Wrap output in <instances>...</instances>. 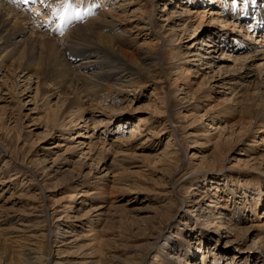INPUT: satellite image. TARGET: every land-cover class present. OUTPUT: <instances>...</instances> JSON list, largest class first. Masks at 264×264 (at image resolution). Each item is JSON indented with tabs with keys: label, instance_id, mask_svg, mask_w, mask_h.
<instances>
[{
	"label": "rangeland",
	"instance_id": "obj_1",
	"mask_svg": "<svg viewBox=\"0 0 264 264\" xmlns=\"http://www.w3.org/2000/svg\"><path fill=\"white\" fill-rule=\"evenodd\" d=\"M7 1L14 4L17 0ZM151 1L159 4L160 13L166 4H171L170 0ZM213 1L210 4L214 6H209V15L204 20L205 24L210 22L211 30L234 35L231 41L238 39L239 43L264 46L261 33L254 34L253 27L245 37L232 26L231 20L228 21L229 29L209 20L211 11H219L217 0ZM172 2L179 6L180 12L193 8L186 0ZM242 2L239 9L252 13L250 8L254 0ZM34 6L32 2L27 3V11H33ZM136 8L138 6L127 13L130 29L134 32L139 19L143 20L140 12L133 13ZM159 12L157 19L161 20ZM193 21L197 26L201 20ZM188 22L178 25L187 26ZM192 34L191 28L175 46L181 47L179 57L168 52L166 76L145 73V83L129 88L125 100L116 105L105 104L118 112L113 114L109 127L102 126L98 130L93 126L86 129L84 123L76 126L71 134L61 132V129L52 130L46 121L48 107L35 97V87L33 92L25 91L23 79H17L20 84L17 87L13 79L3 78L5 72L0 71V143L6 147L0 155V264H111L114 258V264H134L145 252L153 226L159 230L171 228V237L175 241L190 238L185 236L184 228L194 230L192 240L197 244L192 246L196 249L190 251L192 256L196 254L198 264H202L203 257L208 259V264H226L228 261L231 264H264L259 263L261 257L258 260L256 249L252 250L254 236L246 244L240 241L228 244L230 240L218 239L213 234L206 240L197 234L198 230H209L204 219L210 211L208 205L214 203L206 197L208 190L212 194L218 192L217 195L225 199L222 204L228 209L222 210L223 213L230 214L227 211L232 212L237 207L244 210L253 206V210L244 214L246 222L240 227L263 224L264 133L254 123L251 126L246 120L248 114H243L242 118L240 113L226 116L220 122H212L209 116L202 119L206 111H213L211 108L218 100L220 108L241 101L232 103L233 95L226 91L228 95H223V89H217L220 94H216V99L215 96L213 99L205 97L210 86L218 84L212 80H204L205 85H202L203 77L190 75V80L182 77L184 83L191 79L195 82L190 95L187 97L183 93L177 98H169L165 77L172 76L170 66L180 65L185 73L190 69L191 58L183 56L194 41ZM207 36L205 31L201 42ZM243 37L244 41L239 40ZM156 43L153 38H143L139 45L146 44L155 49ZM195 49L200 50L201 45ZM249 99L251 101L244 104L241 102L240 108L258 111L260 102L256 94ZM56 100L52 99L54 108L61 105ZM98 105H94L92 112L100 121L104 119L101 116L104 112ZM98 140H108L107 144H110L107 147L108 162L91 172L90 158L94 160L98 154L103 156V147ZM90 145H94V151L90 158L82 157L85 166L81 168V152L89 153ZM71 147L76 152L73 156L68 154V157L72 156L71 162L55 164L56 158ZM101 177L106 179L102 188L108 198L105 202H95L89 198L92 188L80 186V183L83 179L92 183ZM258 178L263 179L259 185L256 184ZM230 190L237 196L232 198ZM254 212L260 221H256ZM173 253L160 242L148 264L174 263L175 259L170 261Z\"/></svg>",
	"mask_w": 264,
	"mask_h": 264
},
{
	"label": "bare ground",
	"instance_id": "obj_2",
	"mask_svg": "<svg viewBox=\"0 0 264 264\" xmlns=\"http://www.w3.org/2000/svg\"><path fill=\"white\" fill-rule=\"evenodd\" d=\"M172 1L170 0L171 4H166L165 10L160 13L159 4L151 0H121V2L118 0H76L81 11L88 14L84 15L83 19L72 20L67 25H61L59 19L51 16V10L38 2L34 3L35 9L33 11H27L26 5L31 0L27 3L23 0H17L14 4L7 0H0V71L5 72L3 78L13 79V83L17 87L20 86L17 79H23L24 84L26 83L25 91L28 92H33L32 89L35 87V97L40 99L43 106L48 107L49 112L46 121L52 130L61 129V132L71 134L74 128L82 123L85 124L86 129L92 126L96 130L102 126L107 128L111 125L113 114L117 113L118 110L112 109L111 106L106 107L105 104L116 105L117 102L125 100L126 94H129V88H136L139 84L145 83V73H148V76L151 74L166 76L168 71L166 61L169 54L175 55L176 58L179 57L178 52L181 47L175 46L182 42L183 36L188 35L192 28L191 39L194 41L191 46L187 47V52L183 56L191 58V67L185 73L180 65L170 66L172 76L165 77L169 87V98H177L183 93H186L187 97L190 95L191 86L195 82L191 79V81L184 83L182 77L188 80H190V75L196 78L203 77L202 85H205L206 80H212L218 84L213 87L211 85L209 93L205 97L213 99L215 96L214 99H216V94H220L217 89H223V95L227 96L226 92H230V96L233 95L231 97L232 103L241 101L237 105L220 108L221 104L218 100L216 101L217 104L211 108L213 111H206L202 119L209 116V118L212 117V122L217 120L220 122L226 116L231 117L240 113L242 118L243 114H248L246 120L251 122V126L254 123L264 133V46L239 43L238 39L231 41L230 38H234V35L211 30L210 22L206 21L205 24L204 20L209 15L210 9L207 10L209 6H214L213 3L210 4L213 0L207 1L208 6L205 4L206 0L203 2L186 0L188 1L187 4L193 8L191 10L183 9L181 12L177 10L179 7L177 4L172 5ZM181 1L179 0V3ZM242 1L217 0L219 11H211L209 20L211 19L215 24L224 25V28L230 26L228 21L231 20L232 26L238 28L236 29L238 33L243 32L245 37L248 36V31L253 27L255 29L254 34L259 35L261 33L264 39V0H254L251 3L253 4L250 8L253 10L252 13L239 9L238 5L243 3ZM112 2L117 4L113 5ZM148 4L150 6H147ZM18 5L20 6L17 7ZM204 5L207 7H203ZM136 6L138 9L136 8L133 13L140 12L143 20L139 19L137 27H134L136 32H134L130 29L127 13L128 10ZM19 9L22 10L19 11ZM158 12L161 14L160 18L163 20V25L160 24L161 20L157 19ZM37 13L40 14L37 15ZM194 19L201 20L197 23L198 25L196 24L197 26L193 25L196 23L193 21ZM181 22H188L189 24L187 26L178 25ZM241 24L244 25V28ZM246 26L249 28L246 29ZM260 28H263L262 31ZM205 31H207L208 36L201 42ZM143 38L155 39L157 47L152 49L146 44L139 45ZM244 39V37L239 38L241 41ZM197 45H201L200 50L195 49ZM181 59L183 58L181 57ZM198 94L200 95V93ZM253 94H256L260 102L258 111H253V109L247 111L245 107L240 108L241 102H248ZM52 99H57L56 102L61 105L55 106L56 108L52 107ZM103 103L105 107L101 105ZM98 104L102 106L99 109L103 108L104 112L101 115L104 119L100 121L96 120L94 111L92 112L94 105L97 106ZM129 140L132 141V139ZM101 141L99 143L103 147L101 148L103 156L98 154L96 159L90 158V153L94 151V145H90L89 153L81 152L82 156L79 159L81 168L85 166L82 159L87 157L92 160L91 172L100 164H103L102 167L106 166L108 162L107 147L110 144H107L108 140ZM4 149L6 147L0 143V155ZM73 150L75 149L72 147L66 149L63 155L61 154L56 158L55 164L70 163L71 157L76 153ZM68 154L73 155L68 157ZM86 180H81L80 186L92 188L89 190L92 193L89 198L95 202H105L108 196L102 187L106 184V179L101 177L92 183ZM256 182L259 185L263 179L258 178ZM230 192L233 194L232 198L237 196L234 190H230ZM206 194L210 203H214L208 205L210 211L204 219L208 223L209 230L201 229L197 231V234L202 236L203 240L210 239L213 234L218 239L230 240L228 244H234L238 241L246 244L247 240L254 236L252 250L256 249L258 260L261 257L259 263H264V222L261 223L262 225L245 226L246 228L239 226L245 224L246 217L244 214L250 211L249 209L253 210V206L244 210L243 207H237L232 212L227 211L230 212L228 215L221 212L222 210L226 211L228 206L222 204L225 199L217 195L218 192L212 194L208 190ZM214 199H218V201L216 202ZM207 210L208 208L205 209V212ZM254 216L257 222L260 221L257 213L254 212ZM170 229L166 227L164 230H159L155 226L151 227L145 252L139 256L138 261L134 264H148L150 255L160 242L163 243V247L174 252L170 261L175 259L176 262L171 264H180V262L198 264L196 254L192 256L190 251V249L195 250L196 248H192V246L197 244L192 240L194 230L184 228L185 236L189 235L191 239L183 237L182 240L175 241L171 237ZM87 232L90 233V231ZM207 233L209 235H206ZM81 239L83 240V237ZM249 253L253 252L249 251ZM114 260L116 261L115 258ZM189 260L192 262L186 263ZM115 261L111 264H114ZM231 263L228 261L226 264ZM202 264H208L206 257H203Z\"/></svg>",
	"mask_w": 264,
	"mask_h": 264
},
{
	"label": "snow or ice",
	"instance_id": "obj_3",
	"mask_svg": "<svg viewBox=\"0 0 264 264\" xmlns=\"http://www.w3.org/2000/svg\"><path fill=\"white\" fill-rule=\"evenodd\" d=\"M27 3L29 0H23ZM32 3H39L45 8L51 10V16L59 19L61 25H67L72 20L83 19L84 15L88 14L81 11L76 0H31ZM40 13H37L39 15ZM60 26L58 25V28Z\"/></svg>",
	"mask_w": 264,
	"mask_h": 264
}]
</instances>
